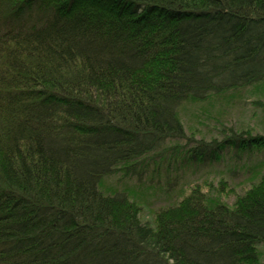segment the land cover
Here are the masks:
<instances>
[{"label": "trees", "instance_id": "16d2710c", "mask_svg": "<svg viewBox=\"0 0 264 264\" xmlns=\"http://www.w3.org/2000/svg\"><path fill=\"white\" fill-rule=\"evenodd\" d=\"M262 85L264 0H0V264H264L263 160L231 203L179 179L264 149L182 106ZM155 177L187 189L145 220Z\"/></svg>", "mask_w": 264, "mask_h": 264}, {"label": "rangeland", "instance_id": "374dc122", "mask_svg": "<svg viewBox=\"0 0 264 264\" xmlns=\"http://www.w3.org/2000/svg\"><path fill=\"white\" fill-rule=\"evenodd\" d=\"M91 6L98 8V3H91ZM240 96L229 100H213L215 106L208 108L206 103H185L180 112L181 122H183L186 133L195 138L219 137L221 124L231 125L234 128L251 129L253 133L258 132L264 134V105L260 106L254 101L260 98L264 103V85L256 91L243 90ZM207 107V108H206ZM225 109V110H224ZM224 110V113H223ZM220 113V114H219ZM229 159V158H228ZM256 160H263L264 149L254 150L250 154H244L235 162L224 160L213 162L212 166L208 163L191 166L190 169L183 170L179 173L180 181L188 180L192 183H199L204 190H211V194L216 192L219 180H225L226 189L219 196L222 202L231 203L233 200V192H240L250 184L252 174L243 171L242 165H249ZM238 168L230 172V168ZM162 174V173H161ZM109 184L115 185V180L107 181ZM166 177L153 179L151 183L156 186H141L132 179L128 181L129 193L138 200L142 209V218L151 220L153 212L160 206L169 202L178 200L186 187L178 185L177 187L168 188L167 192L162 191L161 185L166 184ZM212 184L211 185H208ZM147 184V183H146ZM148 185V184H147ZM154 188L155 191L150 189ZM156 188V189H155ZM231 189V193L230 190ZM225 192H229L225 193ZM264 249V246H260ZM264 260V255L262 257Z\"/></svg>", "mask_w": 264, "mask_h": 264}]
</instances>
